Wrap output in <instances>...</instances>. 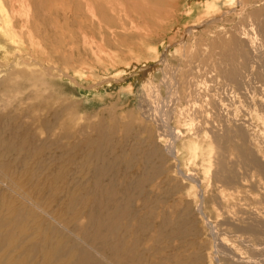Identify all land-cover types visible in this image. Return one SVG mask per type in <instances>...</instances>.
<instances>
[{
    "label": "rangeland",
    "instance_id": "1",
    "mask_svg": "<svg viewBox=\"0 0 264 264\" xmlns=\"http://www.w3.org/2000/svg\"><path fill=\"white\" fill-rule=\"evenodd\" d=\"M239 1L0 0V132L18 134L19 143L31 132L42 146L38 136L52 124L54 135L68 132L65 147L78 144L81 152L64 162L47 147L39 177L30 176L39 173L37 161L28 163L19 181L39 205L27 215L41 217L44 228L74 230L63 236L69 245L84 237L79 224L94 233L88 217L100 210L96 192L107 211L125 205L132 228H144L143 264L166 256L171 264L175 257L179 264H264V180L242 169L246 153L264 165L256 75L264 46L250 44L246 20L258 0L244 13ZM231 32L245 40L237 66L249 59L236 84L222 75ZM11 154L5 163L16 162ZM218 160L234 171L228 186ZM115 180L116 200L104 195ZM0 189L8 195L1 216L28 205L5 181Z\"/></svg>",
    "mask_w": 264,
    "mask_h": 264
},
{
    "label": "bare ground",
    "instance_id": "2",
    "mask_svg": "<svg viewBox=\"0 0 264 264\" xmlns=\"http://www.w3.org/2000/svg\"><path fill=\"white\" fill-rule=\"evenodd\" d=\"M240 2L241 4L238 7L240 13H244L245 9L247 12L250 9L251 10H253V8L255 9V4L251 0H248V4L250 5H247L245 1L243 2L239 1V3ZM257 4L259 6L258 10L255 12L252 11L251 13H248L246 17L248 19L246 20H248L249 23L250 21L253 22L252 26L254 30L253 32L254 36L252 37V41L250 44L254 45L256 42L260 44L259 41H261L263 43L262 45L264 46V0H258ZM240 13L239 15H241ZM254 24L256 25V27L254 26ZM230 37L231 40L228 41L226 44L224 43V48H222L224 51L223 57L225 61H227V64H229L230 67H228L227 70H225L222 73V75L224 74V77L227 81L236 84L237 79L239 77L238 75L239 70L248 69L249 66H247V62L249 59L246 56V58L248 59L247 62L246 63L244 62L242 66H237L238 60H236L235 62V58L238 57L237 55L243 56L244 54L243 52L242 54L240 52V49L238 48L239 46L238 41L241 40L242 38L240 37L241 39L237 40V38L235 37V35H233V33L230 34ZM242 42L245 43V40H243ZM260 68L261 69L258 68L259 69L258 71L260 72L257 71L256 75H257L258 83L263 85V91H264V65L261 64ZM51 125L52 124L46 127L44 133L41 136H38L40 137V139L44 138L43 140H41L42 146H36V139L34 138V136L36 135L32 134L31 132L25 133L26 137L24 138L25 135L22 136V141L20 143L15 141L16 135L18 134L11 132V136L9 137L7 136L8 138H6L5 136L6 132L4 131L0 132V179H1L0 182L5 181V183L9 185V189H11L16 196L24 200L28 201L29 200L28 198H32V196L31 193L27 192L29 190L26 191L24 189L22 184L24 183L22 182L23 180L19 181V179H22V176L26 175L25 170L30 161H34V162L37 161L36 168L39 171V173L32 172L30 176L39 177V174L42 172V169H44V165H45L43 159L41 158V154L44 152L43 151L44 149L46 150L47 147H48L47 150L49 151L57 149L61 154L59 158L62 160L64 159L63 160L64 162H70L74 160V156L81 153L79 152L80 150L78 149V147H76L78 144L73 145L72 147L70 146L65 147L63 140L66 138V136H68L67 135L68 132H66V130L63 129L64 130V131L62 130L63 133L56 136L52 132L54 131L55 127L53 128ZM43 141H44V145H43ZM214 143L218 145L216 138ZM87 145L85 144V146ZM169 146L171 147V145ZM68 150L70 152L78 150L79 153L76 152H75L76 154L71 153L70 156L65 155V153ZM175 150L176 149H174V147L169 148L168 151L169 155L174 157V155H176ZM92 151L93 150H91V154ZM239 151L241 152L240 149ZM243 152L245 151L242 150V153ZM7 153H13L16 162L5 163L4 158H5V154ZM13 154H11V156ZM246 154L247 155L244 156V164H243L244 166L242 167V169L245 166H250V168L256 169L257 174L262 177V180H264V165H262V163L255 157V155L250 153H246ZM217 167L220 169V177L225 186H228L230 183L234 182L232 176V174H234V171L233 169L226 167L224 161L218 160ZM103 169H105V167H101L100 169H97V171L101 172ZM180 174L183 176V172L181 170H180ZM38 177L37 178L34 177V178L38 179ZM184 177L186 180L188 179L192 182H195L196 180L192 176L184 175ZM100 179L97 178V180ZM117 181L118 180H115V182L111 183L112 188H106V189L104 188L106 191L104 195L106 197L110 199H115L116 196L115 194L118 193V187L116 186ZM32 182L34 183L35 181ZM36 187H38V185ZM102 189L103 188H101L100 183L96 184V191L100 192L102 191ZM125 192H126L125 199L127 201H132V194L129 195V190L128 191L125 190ZM94 196H95L96 205L100 207L99 211L90 212V216L88 217L89 225L93 227L94 233L91 235L88 234L87 229L85 227L80 226L79 224L77 226V229L80 231V233L83 234L86 240L83 239L84 238L83 236H82L83 238H81L79 234V236L76 235L77 241L74 240L75 242L73 241L69 245H65L66 243H69L67 240L69 238L64 239L63 236H66V234H71L70 232H73L74 230L72 231V229L67 228L65 225H62L61 223H59L61 224L60 228H56L54 225H48L47 228H44L41 227V222H42L41 217L37 216L36 214H35L36 216L33 214L27 215L28 213H31L32 211L38 208L39 205L38 202L28 201L27 206L26 205L21 206L20 208L21 212L9 208L10 213L7 214L5 217L1 216L0 214V264H143L144 256L142 255L143 251L140 245L143 243L142 240H143L144 228L143 229L136 228L135 230L132 228L133 225H130V222L128 221V216L125 214V212L127 213L128 211L127 206L124 205L119 210H116L115 207L113 210L107 211L105 209L106 205H103L102 200L98 199L96 192L94 193ZM6 198H8V195L0 189V206L1 204H4ZM121 204H124V201L121 200ZM39 212L40 214H44L43 209L40 210ZM29 216H35V221H36V224L30 227L27 224V220ZM83 245H86V247H84ZM175 258L176 259L173 264H179L180 261L178 257ZM161 260H164L162 264H171L169 260V256L161 258Z\"/></svg>",
    "mask_w": 264,
    "mask_h": 264
}]
</instances>
